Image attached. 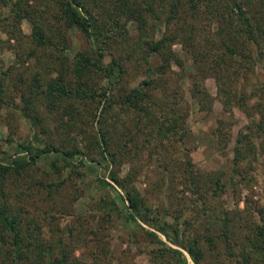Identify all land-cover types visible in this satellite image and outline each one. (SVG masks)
I'll return each instance as SVG.
<instances>
[{
    "label": "rangeland",
    "instance_id": "1",
    "mask_svg": "<svg viewBox=\"0 0 264 264\" xmlns=\"http://www.w3.org/2000/svg\"><path fill=\"white\" fill-rule=\"evenodd\" d=\"M61 1L0 0V160L26 143L76 150L71 162L51 150L0 167L18 264H166L171 250L139 226L163 219L198 264H264L255 248L264 222V0H82L92 37L68 23ZM78 51L102 68L75 72ZM139 86L147 95L130 92ZM125 189L138 197L137 221L125 212ZM13 254L0 220V259Z\"/></svg>",
    "mask_w": 264,
    "mask_h": 264
},
{
    "label": "trees",
    "instance_id": "2",
    "mask_svg": "<svg viewBox=\"0 0 264 264\" xmlns=\"http://www.w3.org/2000/svg\"><path fill=\"white\" fill-rule=\"evenodd\" d=\"M5 3H8L9 0H3ZM237 0H233L235 4ZM62 8L64 11L65 18L67 19L68 23L70 24H77L79 25L86 33L89 35V37H92V30H91V22L89 21L88 16L84 14L85 11H87V8L83 4L82 0H62ZM177 2V1H176ZM173 3L171 7V11L176 10V4ZM238 10L240 11V14L242 12V6L238 5ZM243 15V13H242ZM246 20L248 18L244 17ZM33 37L36 40L37 43H44L46 41V37L44 32L36 25H33ZM250 32V31H249ZM251 33V32H250ZM165 37H162L159 40L153 41L151 44V49L153 50H159L161 47L162 42L164 43ZM75 56L78 57L76 63H75V72H81L82 66L85 67V65H96L100 68L102 66L95 61L92 60V58L83 53L82 51H78L75 53ZM111 64L110 69L113 70L114 66H112V63H117L115 57L111 56ZM109 69V70H110ZM80 74V73H79ZM143 82H147L146 80ZM131 93L135 94H142L147 95V92L145 88L142 86L139 87H133L130 90ZM130 97V94L129 96ZM97 142L100 148V153L103 158H108V152L110 151L107 147L104 135L99 132ZM20 151L26 150L25 153H19L15 155V157L8 162H3L0 160V167L3 169H9V168H20L24 167L30 162L36 160L38 156L45 152H49L51 150H55L56 152L62 153L67 159L68 162L72 161L71 155H73L76 150H66L62 151L58 147H53L49 145L48 143H45L41 146H37L35 148L31 147L30 143L22 144ZM78 151V150H77ZM112 153V152H111ZM110 153V154H111ZM113 157L110 158L112 160ZM109 178L114 181L117 185L123 187L122 181L118 174L114 171H108ZM124 206H125V212L127 214V217L133 221H137L136 217V211L139 206L138 197L136 194H134L132 191L125 189L124 195L122 197ZM126 201V202H125ZM0 220L4 224V226L7 227V229L10 232V235L12 236V244L14 246L15 255L13 254L11 261L7 262L6 259H0V264H18L20 262V254H21V240H20V231L17 228L18 222H16V219L13 215L8 214L5 212V208L3 207L1 209L0 207ZM153 227H146L139 224L141 228H143L151 237L155 238L158 242L165 243L166 248H169L171 250L170 255V261H168L166 264H190L189 263V257L190 260H192V264H198L199 261L197 259L196 250L195 248L189 244L186 245L184 242L182 235L179 229L172 226L170 222L163 219L157 223H152ZM164 235V237L170 241L171 243L175 245H170L167 243L161 235ZM4 241V240H3ZM255 248L257 251H259L262 254V259L264 260V222L260 223L257 226V241L255 243ZM189 256V257H188Z\"/></svg>",
    "mask_w": 264,
    "mask_h": 264
}]
</instances>
